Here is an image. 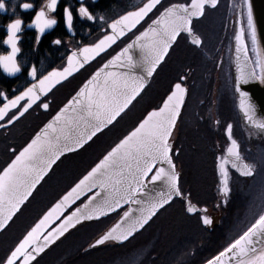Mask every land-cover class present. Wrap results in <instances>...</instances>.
I'll use <instances>...</instances> for the list:
<instances>
[{
	"label": "snow or ice",
	"instance_id": "snow-or-ice-1",
	"mask_svg": "<svg viewBox=\"0 0 264 264\" xmlns=\"http://www.w3.org/2000/svg\"><path fill=\"white\" fill-rule=\"evenodd\" d=\"M160 3L161 0H147L143 7L113 21L110 25L111 34H105L98 42L73 51L67 56V67L63 70H53L38 77L37 69L33 67L29 73L34 81L31 86L14 98L3 97L4 102L0 106V128L18 122L42 96L47 95L62 80H66L74 70L79 71L85 64L106 53L118 39L141 24ZM208 3L215 7L217 0H192L190 6L174 5L164 9L136 40L127 44L98 68L52 119L21 147L15 158L0 170V231L7 229L25 202L33 196L37 186L45 180L62 157L84 149L129 109L144 90L148 79L164 62L180 34L186 31L190 36L193 35L191 20L197 15L202 16ZM57 4L58 0H49L48 8L51 12L56 10ZM0 7L3 5L0 4ZM23 7L29 9L32 5L25 3ZM243 7L242 3L241 15ZM79 14L87 16L89 20L93 19L84 6L80 7ZM64 16L68 28L71 29V10L65 8ZM21 23L16 20L7 26L8 35L4 43L9 46L10 52L6 56H0V68L5 71H9L15 64L16 54L20 51L17 47V32ZM53 23L55 21L49 20L41 10L36 13L31 25L42 34ZM247 29L252 50L259 57L250 4L247 5ZM244 32L245 29L241 26L235 36L236 52L239 54L243 51L248 59L247 46L243 40ZM55 43L60 44L61 41L57 40ZM192 43L200 45L201 41L194 38ZM137 47L139 58L134 59L131 50ZM254 63L255 67H261L260 73L255 71V67L248 71L240 68L235 78L236 91L242 98L248 94L241 90V84H247L251 79L264 82V66L259 59ZM137 68L140 69L139 74L135 71ZM186 93L187 89L181 83H176L163 100L162 107L149 111L137 126L124 134L94 167L83 174L82 178L44 213L0 264H32L50 244H54L70 229L84 222L98 221L122 210L126 205L134 204L139 207L135 209V214L132 208L123 211L120 221L97 239L92 247L102 245L108 240H128L149 225L161 210H165L166 206H170L177 198L186 201L188 213L199 212L200 210L192 205L191 193L186 194L182 190L180 173L173 162L171 138ZM42 107L47 110L49 105L44 103ZM241 107L245 109L246 114L251 111V106L246 105L243 99ZM231 127L228 125L227 129L229 139ZM228 153L233 158V168L243 176L253 175L252 167L243 164L235 140H232ZM236 161H240V164ZM225 163L227 160H223L219 168L221 193L226 197L230 188ZM204 211L206 212V209ZM201 219L205 225L212 222L206 215ZM257 244L261 245L259 249ZM226 256L230 264L232 257L236 258L235 264H264V213L237 239L208 259L206 264H225Z\"/></svg>",
	"mask_w": 264,
	"mask_h": 264
},
{
	"label": "flooded vegetation",
	"instance_id": "flooded-vegetation-1",
	"mask_svg": "<svg viewBox=\"0 0 264 264\" xmlns=\"http://www.w3.org/2000/svg\"><path fill=\"white\" fill-rule=\"evenodd\" d=\"M23 2L24 0H20V3ZM29 2L34 5L29 10L21 11L20 4H16L15 12L6 11L3 14H0V54H7L10 52L9 46L3 43L8 34L6 25L14 20L17 14L23 19L22 30L17 33V47L20 51L16 54V58L23 66V70L10 78L3 72L2 68H0V91L6 89L5 96L9 98H14L15 95L20 94L27 87L31 86L34 81L29 76V73L33 67L37 69L38 77L47 75L48 72L53 70H63L67 64L68 55H71L73 51H78L83 47L98 42V40L102 39L105 34L111 32L110 25L113 21L118 20L128 12L136 11L143 7L147 0H58L55 11L49 13L46 9L47 14L56 17V21L51 28H46L42 34L37 31L35 26L31 25L36 13L40 11L42 0H29ZM6 3L10 8L12 0H6ZM191 3L192 0H161L160 5H158L152 13H149L141 24L137 25L132 32L123 36L116 42V44L109 48L106 53L101 54L95 60L81 68L77 73L56 85L47 95L42 96L41 100L33 105L28 113H26L18 122L0 128V170L14 159L21 147L24 146L30 138L59 111V109L99 67L124 46L130 43L137 35L147 29L149 25L152 24V21L157 19L164 9L172 8L174 5L190 6ZM242 3L244 4L243 15H241ZM81 6H84L89 10V13L93 17L92 20H89L87 16H81L79 14ZM65 8L71 10L73 15L71 29L68 28L64 16ZM238 14L241 15L243 27L246 32L247 44H249L244 0H217L215 7H213L211 3L206 4L204 7V14L202 16L197 15L191 20L193 35L200 39L201 44H193L187 35L181 33L177 38L176 43L169 50V54L166 56L164 62L151 77L147 87L132 103L134 104L142 95H144L146 90H153L155 86H153V84L156 82L155 76L157 73L159 74L160 69L163 67L168 68L173 65H183L182 71L175 78H172L170 69H168V76L166 78L167 85L164 95L161 96L160 100L154 106L145 110L130 129L137 126L138 122L144 118L149 111L157 109L176 83H181L182 86L187 89L184 105L181 109V114L171 138L173 144V162L176 165L177 171L180 173L182 190L186 194L191 193L192 203L199 208H206V214L210 216L212 220L211 228H204L200 221V215L195 214L189 216L185 211L184 200L180 198L175 199L170 206H166L165 210H161L149 225L140 232L142 233L146 228L156 222V219L161 217L164 219L163 225L167 226V233L163 237H159L157 240L155 239L156 241L153 239L152 244L150 243L152 238H145L148 240V244L153 245V243H156L157 248L155 247L151 257L147 258L145 262H141V264H186L189 259L197 260L204 254L219 250L227 243L225 241L226 237L228 236V238H230V236L234 234V228H236V225L231 223V220L236 214L246 212L248 197L252 195H255L254 197H256V195H258L253 203L255 208L252 212L256 213L264 210V191L262 192V189L264 190L263 177L262 180L254 178L258 168H256V170L253 168V162L251 160L252 155L258 154L259 150H264V142H250L247 144L243 140L234 108L233 91L231 86V72L229 66L230 38L231 32H233L234 19ZM37 36H39V42H37ZM57 40L61 41V43H55ZM201 86L204 88L203 92ZM193 101L198 102V105L197 103H194L190 108L191 105L189 103ZM3 102V97H0V106H2ZM21 103L23 104L25 102ZM44 103L49 105L47 110H44L42 107ZM127 111L128 109L126 112ZM217 121L219 123H217ZM228 125L232 126V137L238 144L240 157L245 164L252 167L253 175L243 176L230 170L229 183L231 191L228 192L225 197L219 190L218 176L215 167L217 166L218 160L224 155L226 147L228 146V139L226 137ZM212 129H216L217 133L212 135ZM183 130L192 132L197 139L200 138L204 142L206 150L213 154L211 158V168L207 171L212 177L213 182L211 188L213 189L212 193L205 201H201L200 199L199 201L201 202H198L194 199L193 186H190L189 182L184 177L185 165L182 162V151L181 157L177 154L182 146L184 148V142L181 135ZM14 149L16 150L15 152L13 151ZM63 158L64 157H62L61 160ZM60 161L57 162L49 175L37 187L33 196L23 205L21 210L35 196H37L36 194L40 189L54 175L56 167L60 164ZM98 161L99 160L95 163ZM95 163H93L91 167H93ZM91 167L87 171H89ZM74 183L71 186H73ZM236 185L238 187H235ZM70 187L60 196L69 190ZM57 199H55L51 205ZM34 206L36 205L34 204ZM48 208H46L43 213ZM126 209L127 206L122 210H119L117 213L101 219L107 221V225L97 236L102 234L113 223H115ZM169 212H173V214L167 217L169 218L167 219L166 215ZM189 217L196 220L201 232L205 235V240H201L202 238H197L196 242L192 240L194 242L190 243L189 248H187L180 247V245L187 244V242H183L184 238L181 237L182 239L180 240V243L183 242L182 244H177L173 248L172 246H168L171 243V236H168V234H170L169 229L172 227V218L173 220H182L183 218ZM224 221H226V223H224ZM173 232L174 229H172L171 233ZM213 232V236H209ZM179 234H182V231ZM237 234L238 233H236L235 236ZM135 236L122 245L108 243L103 247L92 249L87 252L96 250L102 251L106 249L113 253V251L123 248L128 242H130V240L134 239ZM235 236L232 239H234ZM91 243L92 242L88 244V247ZM158 248H160L159 251ZM168 249L169 252H166L165 250ZM9 253L10 251L8 254ZM161 253H166V257H171V255H174L173 257H175L178 254H184L177 259H168L163 257ZM8 254H6V256Z\"/></svg>",
	"mask_w": 264,
	"mask_h": 264
},
{
	"label": "rangeland",
	"instance_id": "rangeland-1",
	"mask_svg": "<svg viewBox=\"0 0 264 264\" xmlns=\"http://www.w3.org/2000/svg\"><path fill=\"white\" fill-rule=\"evenodd\" d=\"M168 68L163 67L160 69L159 74L155 80L159 83V90H146L132 106L124 113L117 122L111 127L106 129L102 134H99L81 151L70 154L64 157L60 164L56 167L54 175L49 181L40 189L33 199L20 211L14 218L8 228L0 234V262L5 258L6 254L22 238L25 232L38 220L43 211L48 208L51 203L57 199L66 189H68L74 182H76L99 158H101L107 151L111 149L123 137L124 134L135 124L145 110L154 106L166 89L168 76ZM202 92L204 88L201 86ZM203 95V94H202ZM198 102H190V108ZM189 108V109H190ZM182 139L184 142V153L182 162L185 165L184 173L189 174V180L193 186L194 199L198 202L202 196L210 191L212 185V177L208 171L210 165L205 158L204 152L202 154L192 156L189 159V151L191 148L190 139L187 130L182 131ZM264 190L262 189V192ZM255 196V195H254ZM253 195L248 197L247 210L241 214H236L231 220V223L236 225L233 230L232 236L226 237L225 241H230L236 233H239L246 227L256 214L259 212H252L254 210L253 203L257 196ZM34 204L36 206H34ZM245 211V210H244ZM173 212H169L166 218L171 216ZM169 219V218H167ZM172 228L174 232L170 234L171 243L168 246H176L187 242L180 247L189 248V244L196 242L197 238L204 239V234L201 232L200 227L193 218H183L182 220H173ZM226 223V221H224ZM241 223V224H240ZM164 219H156L151 226L146 228L142 233L135 236L123 248L117 251H108L106 249L100 251H91L87 253L85 250L88 244L103 231L107 225V221H96L84 224L69 233L62 241L53 246L43 257H41L35 264H141L147 258H150L155 250L156 243L153 245L152 241H156L159 237H163L167 233V226L163 225ZM166 228V229H165ZM184 228V229H183ZM183 229V230H182ZM182 231V234H179ZM214 232L209 235L213 236ZM184 241L180 243V240ZM145 238H152L151 244H148ZM156 239V240H155ZM194 240V241H192ZM87 246V247H86ZM178 247V248H180ZM157 248V247H156ZM160 248H158L159 251ZM169 252L168 250H165ZM178 254L173 257H166V253L161 255L168 259L179 258L183 255ZM173 257V258H172ZM172 261V260H171ZM177 262V261H175Z\"/></svg>",
	"mask_w": 264,
	"mask_h": 264
},
{
	"label": "water",
	"instance_id": "water-1",
	"mask_svg": "<svg viewBox=\"0 0 264 264\" xmlns=\"http://www.w3.org/2000/svg\"><path fill=\"white\" fill-rule=\"evenodd\" d=\"M244 3H245V9H246V17H247V5L248 4H250L251 5V10H252V18H253V24H254V27H255V30H256V35H257V48H258V50H259V52H260V55H259V57H257V54H256V52H254L253 50H252V43H251V39H250V36H249V33L247 32V35H248V40H249V44H247V40H246V32H244V37H243V40H244V43L246 44V46H247V57H248V59H246L245 58V53L242 51L241 53H237L236 52V48H237V41H236V39H235V36H236V34L240 31V28H241V26H243V23H242V19H241V15L240 14H238V16L234 19V26H233V32H231V38H230V49H229V66H230V72H231V86H232V91H233V100H234V108H235V112H236V116H237V121H238V125H239V129H240V133H241V135H242V137H243V140L248 144V143H250V142H258V143H261V142H264V82H262L261 80H259V79H251V80H249V82L247 83V84H241L240 85V88H241V90L242 91H244V92H246L248 95H247V97H245V98H242L241 96H240V93L239 92H237L236 91V87H235V78L238 76V74H239V70H240V68H243L245 71H248L250 68H252V67H255V61L257 60V59H259L260 60V62H261V65L262 66H264V0H244ZM129 33V32H128ZM109 34H111V32H109ZM182 34H185V35H187L188 36V38H189V40L192 42V40L194 39V38H196V36H194V35H192V36H190L186 31L185 32H182ZM140 35V34H139ZM139 35H137V36H139ZM136 36V37H137ZM136 37L130 42V43H132L134 40H136ZM122 38V37H121ZM120 38V39H121ZM120 39H118L117 41H119ZM139 43V42H138ZM129 44V43H128ZM113 46V45H112ZM125 47V46H124ZM132 51V54L134 55V59H138L139 58V48L137 47V48H134L133 50H131ZM119 52V51H118ZM103 54V53H102ZM238 56H239V60H238ZM112 58V57H111ZM110 58V59H111ZM109 59V60H110ZM93 61V60H92ZM91 62V61H90ZM89 62V63H90ZM107 62V61H106ZM89 63H87V64H89ZM87 64H85V65H87ZM84 65V66H85ZM65 67H67V64H66V66ZM100 68V67H99ZM81 69V68H80ZM79 69V70H80ZM135 71H136V73L137 74H139L140 73V69L139 68H137V69H135ZM255 71L257 72V73H260L261 72V67H255ZM78 71H73V73H72V75H74L75 73H77ZM72 75H70V76H72ZM69 76V77H70ZM92 76V75H91ZM91 76L88 78V79H90L91 78ZM87 79V80H88ZM86 80V81H87ZM150 80H151V77L148 79V81L146 82V85H145V87H144V89L147 87V85L149 84V82H150ZM62 81H64V80H62ZM85 81V82H86ZM84 82V83H85ZM83 83V84H84ZM83 84L81 85V87L83 86ZM173 88H174V86H173ZM172 88V89H173ZM80 89V88H79ZM79 89L77 90V91H79ZM76 91V92H77ZM76 92H75V94H76ZM74 94V95H75ZM170 94V93H169ZM73 95V96H74ZM167 97V96H166ZM166 97H165V99H166ZM71 99V98H70ZM69 99V100H70ZM244 100V102H245V104L246 105H250L251 106V111H249L247 114H246V112H245V109H243L242 107H241V100ZM68 100V101H69ZM67 101V102H68ZM66 102V103H67ZM65 103V104H66ZM64 106V105H63ZM62 106V107H63ZM61 107V108H62ZM159 107H162V103H161V105L159 106ZM158 107V108H159ZM157 108V109H158ZM152 111V110H151ZM147 115V114H146ZM145 115V116H146ZM249 116H251L252 118L251 119H249L248 117ZM52 119V118H51ZM50 119V120H51ZM49 120V121H50ZM48 121V122H49ZM48 122H46V123H48ZM45 123V124H46ZM44 124V125H45ZM43 125V126H44ZM42 126V127H43ZM41 127V128H42ZM39 131V130H38ZM226 137H227V139H228V146L226 147V150H225V153H224V155L222 156V158L221 159H219L218 160V162H217V166H216V173H217V176H218V182H219V190H220V192H221V176H220V168H219V165L221 164V162L223 161V160H227V163H225L224 164V167H226L227 168V170H228V183H229V180H230V170H232V171H234L235 173H237V174H239V175H241L240 174V172L239 171H237V169L236 168H233L232 167V160H233V158L232 157H230V155H229V153H228V149H229V147H231L232 146V140H234L232 137H231V139H229V135H228V131H226ZM236 144H237V142H236ZM238 145V144H237ZM69 154H71V153H69ZM66 155H68V154H66ZM15 158V157H14ZM242 160V159H241ZM99 162V161H98ZM97 162V163H98ZM242 162H243V164H245V162L242 160ZM236 163L237 164H240V161H236ZM95 166V165H94ZM93 166V167H94ZM86 174V173H85ZM82 178V177H81ZM78 182V181H77ZM39 186V185H38ZM37 186V187H38ZM151 187V186H150ZM65 194V193H64ZM223 195V194H222ZM61 197V196H60ZM59 197V198H60ZM58 198V199H59ZM57 199V200H58ZM83 199V198H82ZM56 200V201H57ZM55 201V202H56ZM27 202V201H26ZM25 202V203H26ZM54 202V203H55ZM185 203V211H186V207H187V204H186V201H184ZM53 203V204H54ZM52 204V205H53ZM78 204H79V202H78ZM51 205V206H52ZM192 205L193 206H195L197 209H199L200 211L199 212H197V213H188L187 211H186V213L189 215V216H192V215H195V214H199L200 215V221H201V223H202V225H203V227L204 228H211V226H212V222H211V224H208V225H205L203 222H202V219H201V217L202 216H207V217H209L210 218V216H208L207 214H206V212H207V209L206 208H199L197 205H195L194 203H192ZM50 206V207H51ZM78 206V205H77ZM127 206V209L126 210H128V208H132L133 210H134V214H135V209L137 208V207H139L138 205H126ZM126 206H124V208L126 207ZM49 207V208H50ZM75 207V206H74ZM48 208V209H49ZM47 209V210H48ZM204 209H206V212L204 211ZM46 210V211H47ZM73 210H74V208H73ZM125 210V211H126ZM45 211V212H46ZM119 211V210H118ZM117 211V212H118ZM44 212V213H45ZM116 212V213H117ZM44 213L40 216V218H42V216L44 215ZM18 214V213H17ZM16 214V215H17ZM113 214H115V213H111V214H109L108 216H111V215H113ZM123 215V214H122ZM107 216V217H108ZM39 218V219H40ZM104 218H106V217H102L101 219H104ZM39 219L35 222V223H37L38 221H39ZM100 219V220H101ZM211 219V218H210ZM120 221V218L117 220V221H115V223H113L106 231H104L101 235H99L97 238H95L93 241H92V243L90 244V246H89V250L90 249H95V248H98V247H102V246H105V245H107L108 243H110V244H119V245H121V244H124V243H126L130 238H132V237H130L128 240H126V241H123V242H121V241H117V240H108V241H105V243L104 244H102V245H97L96 247H92L91 245H93V244H95V241L97 240V239H99L102 235H104L107 231H109L112 227H114L118 222ZM212 221V220H211ZM90 222H94V221H90ZM90 222H84V223H82V224H80V225H77V227H79V226H81V225H84V224H86V223H90ZM35 223L30 227V229L29 230H31V228L35 225ZM10 224V223H9ZM55 225H53V227H54ZM76 227V228H77ZM76 228H74V229H70L67 233H65V235L63 236V237H61L59 240H57L54 244H50L46 249H45V251L43 252V253H41L37 258H36V260L39 258V257H41L43 254H45L47 251H49L57 242H59L60 240H62L68 233H70L71 231H73V230H75ZM28 230V231H29ZM27 231V232H28ZM140 231H142V229L140 230ZM139 231V232H140ZM1 232H3V231H0V233ZM26 232V233H27ZM139 232H137V233H139ZM26 233H25V235H26ZM136 233V234H137ZM136 234H134V236L136 235ZM23 238V237H22ZM21 238V239H22ZM256 247L259 249L260 247H261V245L260 244H257L256 245ZM87 249V250H88ZM35 260V261H36ZM224 260H225V264H230V262H229V258L226 256L225 258H224ZM235 260H236V258L235 257H232V260H231V264H235ZM35 261H33L32 262V264L35 262ZM207 262V261H206ZM206 262L204 263V264H206Z\"/></svg>",
	"mask_w": 264,
	"mask_h": 264
},
{
	"label": "bare ground",
	"instance_id": "bare-ground-1",
	"mask_svg": "<svg viewBox=\"0 0 264 264\" xmlns=\"http://www.w3.org/2000/svg\"><path fill=\"white\" fill-rule=\"evenodd\" d=\"M188 59V58H187ZM186 59V60H187ZM168 69H170V72H171V76H172V78H175V77H177L178 76V74L182 71V69H183V65H181V64H179V65H173V66H170V67H168ZM158 75V73L156 74V76ZM156 76H155V78H156ZM153 84V83H152ZM155 85V86H154ZM153 86H154V88H153V91H155V92H158V90H159V83H157V81L153 84ZM164 93H165V91H163V93H162V95H158V96H163L164 95ZM219 112V111H218ZM182 133V132H181ZM212 135L213 134H216L217 133V131H216V129H212ZM188 134H189V136L191 137V139H190V145H191V147L192 148H190V150L191 151H189V159H191V157L192 156H196V155H199V154H202L203 152H204V154H205V158H206V160L208 161L207 163L210 165V168H211V158H212V156H213V154H212V152H210V151H208V150H206V147H205V144H204V142L199 138V139H197V137L192 133V132H189L188 131ZM233 135H232V132H231V137H232ZM179 138H180V134H179ZM233 138V137H232ZM234 139V138H233ZM200 142H202V143H200ZM182 148H183V146H182ZM180 148L179 149V153H178V156L179 157H181V151H182V155H183V153H184V151H185V149L183 148ZM182 149V150H181ZM251 160H252V166H253V168H255V170H256V168H258V170H257V172H256V174H255V179H257V180H262V177H263V187H264V150H259L258 151V154H256V155H252V157H251ZM213 168V167H212ZM184 170H186L185 169V167H184ZM213 170V169H212ZM215 170H216V167H215ZM186 176H190L189 174H187V173H184V177H185V179L189 182V184H190V186H191V181L192 180H189V177H186ZM230 181V180H229ZM228 186H229V188H230V183H228ZM235 187H238L237 185L235 186ZM192 188V187H191ZM212 189L213 188H211L210 189V191L209 192H207L206 193V195L204 196H202V198H201V201H205L207 198H208V196L212 193ZM230 191H231V188H230ZM229 191V192H230ZM172 227L169 229V233L171 234V231H172ZM170 234H168V236H170ZM68 235V234H67ZM66 235V236H67ZM65 236V237H66ZM64 237V238H65ZM63 238V239H64ZM62 239V240H63ZM58 244V243H57ZM47 253V252H46ZM45 253V254H46ZM45 254H43L41 257H43ZM41 257H39L35 262H34V264L41 258Z\"/></svg>",
	"mask_w": 264,
	"mask_h": 264
},
{
	"label": "clouds",
	"instance_id": "clouds-1",
	"mask_svg": "<svg viewBox=\"0 0 264 264\" xmlns=\"http://www.w3.org/2000/svg\"><path fill=\"white\" fill-rule=\"evenodd\" d=\"M25 3H30V2H29V0H24L23 3H20V0H12L11 7L9 8L8 5H7V3H6V0H0V4L3 5V7H0V14H3V13L6 12V11H7V12H15V11H16V4H20V9H21V11H26V10L31 9V8H29V9H25V8L23 7V5H24ZM48 3H49V0H42L41 7H40V11L42 10V11L45 13V15L47 16V18H48L49 20H54V21H56V17H55V16H53V15H49V14L46 13V9L48 10L49 13L51 12L50 9L48 8ZM30 4L32 5V7L34 6L32 3H30ZM16 20H20V21L22 22V23L18 26L19 29H20L18 32H21V30H22V26H23V19L19 16V14H17V15H16V18H15L14 20L10 21V22L6 25V27H7L9 24H11L13 21H16ZM53 25H54V23L51 24V26H50V27H47V28H51ZM7 32H8V27H7ZM18 32H17V33H18ZM7 35H8V34H7ZM6 39H7V37H6ZM6 39H5V40H6ZM5 40H4V41H5ZM4 41H3V43H4ZM4 44L7 45L6 43H4ZM7 54H8V53H7ZM7 54H0V56H6ZM2 70H3V72H4L8 77L11 78V77H14L16 74L20 73V72L23 70V66L18 62L17 58L15 57V64L12 65V66L10 67L9 71H5L3 68H2ZM5 94H6V89L3 90V91H0V97H4Z\"/></svg>",
	"mask_w": 264,
	"mask_h": 264
},
{
	"label": "trees",
	"instance_id": "trees-1",
	"mask_svg": "<svg viewBox=\"0 0 264 264\" xmlns=\"http://www.w3.org/2000/svg\"><path fill=\"white\" fill-rule=\"evenodd\" d=\"M262 213H264V211H260L259 213H257L256 214V217L255 218H253L252 219V221H250V223L246 226V227H244L236 236H235V238L236 237H238L239 235H241L246 229H247V227H249L250 226V224L251 223H253L254 221H255V219L256 218H258V216L260 215V214H262ZM234 238V239H235ZM234 239H232V240H234ZM232 240H230L229 242H227L226 244H224L219 250H214V251H212V252H210V253H207V254H204L202 257H200L199 259H197V260H194V259H189L188 261H187V263L186 264H204L208 259H210L212 256H214V255H217L220 251H222L226 246H227V244L228 243H230V242H232Z\"/></svg>",
	"mask_w": 264,
	"mask_h": 264
}]
</instances>
